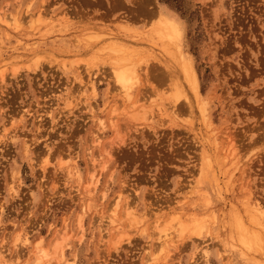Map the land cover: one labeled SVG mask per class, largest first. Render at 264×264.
Instances as JSON below:
<instances>
[{
    "label": "rangeland",
    "instance_id": "374dc122",
    "mask_svg": "<svg viewBox=\"0 0 264 264\" xmlns=\"http://www.w3.org/2000/svg\"><path fill=\"white\" fill-rule=\"evenodd\" d=\"M0 14V264L38 249L41 264H264V0H0ZM114 59L135 64L128 98ZM182 59L195 109L173 106Z\"/></svg>",
    "mask_w": 264,
    "mask_h": 264
},
{
    "label": "bare ground",
    "instance_id": "6f19581e",
    "mask_svg": "<svg viewBox=\"0 0 264 264\" xmlns=\"http://www.w3.org/2000/svg\"><path fill=\"white\" fill-rule=\"evenodd\" d=\"M38 14V13H37ZM157 14V13H156ZM39 15V14H38ZM155 15V14H154ZM164 16V15H163ZM40 17V16H39ZM161 17V16H160ZM9 20L10 19H8V17H6L5 15H1L0 14V23L3 25V26H5V27H10L11 25H10V23H9ZM42 20V19H41ZM17 20H16V18L14 17L13 18V20L11 21L12 23H15V28H17L18 27V25H17V22H16ZM158 21V20H157ZM19 22V21H18ZM40 22V21H39ZM44 22V21H43ZM42 22V23H43ZM41 23V22H40ZM176 25H174V23L172 22V21H170V20H168L167 18H165V17H162L161 18V20H159V22L157 23V25H156V29H155V31H154V33H155V35H156V37H157V39L160 41V43L163 45V46H166V45H171V43L172 42H174L175 41V39H176V36H177V33H176V31H175V27ZM30 27H33V28H35V26H33V23H32V25H30ZM30 29V28H29ZM33 30V29H32ZM31 30V31H32ZM19 31V30H18ZM29 31V30H28ZM92 34V33H91ZM111 35V34H110ZM5 36H7L6 35V33H5ZM89 36V35H88ZM88 38H90V37H88ZM113 38V37H112ZM114 39V38H113ZM112 43V42H111ZM116 43V42H115ZM175 44V43H174ZM111 45V46H110ZM110 45H108L107 46V49L111 52V53H113V52H115V53H122V52H124V50H122L121 48H116V47H114V45L112 46V44H110ZM117 45V44H116ZM104 47H105V45H104ZM103 49V48H102ZM125 52H126V50H125ZM124 52V53H125ZM174 54V53H173ZM126 59V58H125ZM125 59H114L115 61L113 62V64H111V69H112V75H113V78H114V81H115V83L118 85V88L122 91V93H123V95L125 96L124 98H128L129 97V93H128V91H129V89L131 88V86H132V84H133V80H134V78H135V76H134V73H135V71H134V65L132 64V65H130V64H125L124 62L126 61ZM183 60V59H182ZM35 62V61H34ZM92 63V62H91ZM112 63V62H111ZM172 63V62H171ZM178 64H179V66H177L178 68H180V74L183 76V79L181 78V81L182 80H184V83H185V85H184V83H183V85H181V84H177L178 83V81L180 80V78L177 80V78H176V81H177V83H174V86H172V87H174V89H173V94H172V97H173V106H174V104L176 103V101H178V98L182 95V96H184L186 99L185 100H187V102L189 103V106L193 109L194 108V105L196 104V102H197V100H199L200 98H199V96H200V93H199V90H198V83H197V78H196V76H195V72H194V70H193V67L188 63V62H185L184 60L183 61H179L178 62ZM143 65H141V67H142ZM138 67V66H137ZM85 68V67H84ZM142 69V68H141ZM1 70V69H0ZM177 70H179V69H177ZM174 71H176V70H174ZM177 72V71H176ZM0 73H3V72H0ZM168 73V72H167ZM178 75V74H177ZM176 76V75H175ZM2 77H4V75L2 76L1 75V77L0 78H2ZM173 77V76H172ZM171 77V78H172ZM179 77V76H178ZM83 78V77H82ZM175 78V77H174ZM173 78V79H174ZM2 79H4V78H2ZM80 80V79H79ZM82 80V79H81ZM175 81V82H176ZM181 81H179L180 83H181ZM117 88V87H116ZM117 88V89H118ZM118 89V90H119ZM191 93V98L193 99V101H191V99H189L190 97L188 96L189 94H187V90ZM169 95V93L167 94V96ZM166 96V97H167ZM170 97V96H169ZM168 97V98H169ZM171 97V98H172ZM180 101V100H179ZM200 101V100H199ZM168 105V104H167ZM167 105H166V107H167ZM201 105H203V104H201ZM165 107V108H166ZM170 107H171V105H170ZM190 108V109H191ZM198 108V107H197ZM157 109V108H156ZM169 109H171V108H169ZM195 109V108H194ZM198 110H200V108H198ZM197 110V111H198ZM161 111V110H160ZM163 111V110H162ZM171 111V110H170ZM202 112V111H201ZM200 112V113H201ZM204 112V111H203ZM202 112V113H203ZM200 113H198L199 115H200ZM138 114V113H137ZM139 115V114H138ZM143 115V114H142ZM201 115H203V114H201ZM200 115V116H201ZM112 117H113V115H112ZM199 117V116H198ZM114 119V118H113ZM112 119V120H113ZM138 119V118H137ZM177 119V118H176ZM101 119H99V122L101 123ZM204 121V120H203ZM100 141V136L99 135H96L95 136V138H94V143H97V142H99ZM94 146H96V144H94ZM27 149V148H26ZM94 161V160H93ZM93 164H94V162H93ZM258 218V217H257ZM177 219V218H176ZM252 219V218H251ZM164 223V222H163ZM168 223H169V221H168ZM197 224V223H196ZM203 224V223H202ZM199 224H197V226H195L196 228H195V232H194V235L195 236H199L200 235V233H201V229H203V228H201V227H203V226H201V224H200V227L198 226ZM171 227L173 226V225H170ZM168 227H169V224H168ZM162 228V227H161ZM179 228H181V226H179ZM164 230H166V228L164 229ZM178 230V229H177ZM186 229L185 228H181L180 229V231H179V233H177V234H179V235H182L183 234V231H185ZM169 231V230H168ZM244 231V230H243ZM169 232H171V231H169ZM163 234V233H162ZM164 236H167V232H165L164 233ZM171 236V235H170ZM165 239V238H164ZM173 240V239H172ZM162 243V242H161ZM164 243H162V245H163ZM242 244V243H241ZM161 245V244H160ZM159 245V246H160ZM162 245H161V247L160 248H162ZM52 247L54 248V249H57V248H60L61 250L60 251H62V248H61V244H60V242L58 241V240H55L54 242H53V244H52ZM251 249V248H250ZM37 253L39 254V257L38 258H36L35 260H33V262H31L30 264H41V262L44 260V259H46L47 257H48V255H49V253H48V251H46L45 249H38V251H37ZM60 253H62V252H60ZM0 256L2 257V256H4V252H3V250H1L0 251Z\"/></svg>",
    "mask_w": 264,
    "mask_h": 264
}]
</instances>
